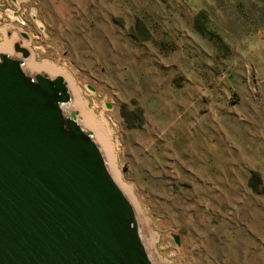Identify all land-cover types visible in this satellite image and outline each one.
<instances>
[{
  "label": "rangeland",
  "instance_id": "rangeland-1",
  "mask_svg": "<svg viewBox=\"0 0 264 264\" xmlns=\"http://www.w3.org/2000/svg\"><path fill=\"white\" fill-rule=\"evenodd\" d=\"M9 27L106 118L153 264H264V0H0Z\"/></svg>",
  "mask_w": 264,
  "mask_h": 264
},
{
  "label": "water",
  "instance_id": "water-1",
  "mask_svg": "<svg viewBox=\"0 0 264 264\" xmlns=\"http://www.w3.org/2000/svg\"><path fill=\"white\" fill-rule=\"evenodd\" d=\"M21 63L0 53V264H153L62 76Z\"/></svg>",
  "mask_w": 264,
  "mask_h": 264
},
{
  "label": "bare ground",
  "instance_id": "bare-ground-1",
  "mask_svg": "<svg viewBox=\"0 0 264 264\" xmlns=\"http://www.w3.org/2000/svg\"><path fill=\"white\" fill-rule=\"evenodd\" d=\"M10 12V11H9ZM11 13V12H10ZM15 27V26H14ZM8 28V26H7ZM10 31H11V35L9 37L4 36L3 40L0 41V53H4L7 56L10 57H19L18 54L13 51V45L16 42V40H18V33L19 31L12 30V27H9ZM20 35V33H19ZM11 37V38H10ZM2 38V37H1ZM18 38V39H17ZM20 45V44H19ZM23 47V46H22ZM25 48V47H24ZM27 49V48H26ZM28 50V49H27ZM29 51V50H28ZM31 51V50H30ZM32 55V54H31ZM38 60V59H37ZM22 69L26 72L29 71L32 74L35 73H45L48 72L50 75H55V74H59L61 71H64L61 67L55 68V64L50 63V62H37L33 56H30L28 58H25L24 64L21 65ZM33 67H38V68H33ZM27 73V72H26ZM64 73V72H63ZM28 74V73H27ZM63 80L65 81L67 88L69 90L70 93L73 94V101L72 103H65L62 107L63 110L65 111V113L71 115L74 114L75 111L77 112L79 110V112H77L78 114L75 116L77 122L79 123V125L81 126L82 124L87 126H91L94 123V125L97 126H102L101 124H105L106 125V118L103 115H96L95 112L93 110H87L85 109V105L83 106L80 103V95L79 93H77V88H76V84L72 82V80L70 78H68L66 76V74L64 76H62ZM89 107V106H88ZM75 115V114H74ZM90 122V123H89ZM93 122V123H92ZM82 123V124H81ZM100 123V124H99ZM84 130L85 128L83 126H81ZM93 128V127H92ZM96 128V127H94ZM93 128V129H94ZM99 129V128H96ZM95 129V130H96ZM102 129V127H101ZM106 131V130H105ZM104 132V131H103ZM106 133V132H104ZM93 137V136H92ZM102 137V136H101ZM106 137V136H105ZM94 139V138H93ZM104 139V138H103ZM95 140V139H94ZM104 141V140H103ZM106 142V141H105ZM107 148V147H106ZM101 149V148H100ZM102 151V150H101ZM103 153V152H102ZM104 156V154H103ZM105 158V157H104ZM106 161V159H105ZM109 173L111 174L112 178L115 180V182L119 185V187L121 188L123 181H121V179L119 178V174L116 171H113V169H109V167L107 166ZM117 176V177H116ZM126 187V186H125ZM127 188V187H126ZM122 189V188H121ZM123 191V190H122ZM124 192V191H123ZM148 253V252H147ZM149 255V254H148ZM150 257V256H149Z\"/></svg>",
  "mask_w": 264,
  "mask_h": 264
}]
</instances>
